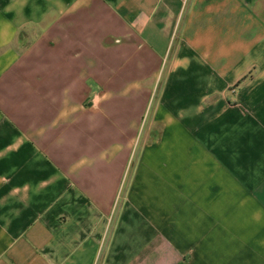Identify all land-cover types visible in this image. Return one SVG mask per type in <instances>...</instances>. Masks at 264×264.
I'll return each mask as SVG.
<instances>
[{
    "label": "crops",
    "instance_id": "1",
    "mask_svg": "<svg viewBox=\"0 0 264 264\" xmlns=\"http://www.w3.org/2000/svg\"><path fill=\"white\" fill-rule=\"evenodd\" d=\"M0 264H264V0H0Z\"/></svg>",
    "mask_w": 264,
    "mask_h": 264
}]
</instances>
